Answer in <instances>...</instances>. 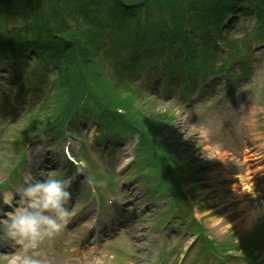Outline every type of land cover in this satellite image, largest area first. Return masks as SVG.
<instances>
[{
    "label": "rangeland",
    "instance_id": "rangeland-1",
    "mask_svg": "<svg viewBox=\"0 0 264 264\" xmlns=\"http://www.w3.org/2000/svg\"><path fill=\"white\" fill-rule=\"evenodd\" d=\"M222 2L223 0H152L148 20L155 17L160 19L154 22L160 23L156 31L164 32L171 25V18L177 22L187 8H198L202 3ZM37 7V4L27 2L20 17L28 14L29 10L34 12ZM143 16L146 18L144 14ZM9 29L12 34L19 36V25L7 27L5 31ZM230 32L233 37H228L227 42L232 38L236 41L230 45L227 43L217 53V57L203 55L198 58V63L203 65L204 70H210L209 77L197 82L186 99L180 98L179 87L163 91L158 89V94L146 91L145 94L143 87L135 83L133 78L117 74L116 79L110 74L101 73L97 63L85 60V57L88 59L92 56L88 49L86 54L71 60L65 66L66 71L61 70L62 74L58 77L51 97L40 91L24 92L30 98L27 103H22L21 97H5L9 92L7 86L12 87V95H17L22 88L38 84L37 77L44 73L36 69H30L21 78L20 86L16 82L12 85L6 83V92L0 90V193L19 187L29 176L45 179L65 172L66 175H71L75 185V198L66 204L70 215L63 230L43 240L36 247L25 249L11 241L0 240V245L7 253H2L0 248V264H15L16 257L21 255L39 258L44 264H75L73 255H78L79 252H75L73 237H84L88 228L94 224L97 204L101 205L99 198L105 200L106 205L108 201L112 202L117 207L114 211L124 219V226L130 222L131 225L127 229V239L112 244L105 253L84 249L83 257L87 258L85 264H93L95 261L98 264H175L172 259L185 256L183 252L189 253V247L195 238L193 229L185 223L189 217H183L180 221L179 217H175L172 231H163V225L158 221L162 219L167 224L168 215L159 217L163 203L154 199L156 183L153 185L152 176L155 173L150 172L153 168L151 159L148 158V162L145 160L144 142L148 137L167 144L162 148L165 157H170L175 152L183 156L185 163L193 168L191 176L196 180L189 183L188 188H194L192 195L197 200L190 203L191 215L201 220L200 230L207 235V240L218 243L225 241V248L234 247L232 250L238 251L235 247L243 243V239L250 240L254 236L253 240L258 242V250L254 252L247 249L245 252L243 246L239 252L252 257L257 264H264V224L260 225V220H256L248 231L231 226L236 217L231 213L242 215L246 209L241 214L238 212L239 200L227 192L228 186L221 175L219 180L211 178L212 172L220 169L219 158L225 153L226 162L222 168H228L232 172L233 169L241 171V162L235 165L232 163L234 158L227 156L233 154L239 159L242 150L250 148V126L255 122L262 125L261 119H264V45H261L264 43V23L252 16L240 17ZM222 56L226 57V63H222ZM219 70L224 76H217ZM233 74L240 75V79L230 86L225 78ZM3 76L5 75L2 74L1 77ZM0 82L6 80L1 79ZM2 88L4 89V85ZM1 100L9 103L2 106ZM118 107H124V114L120 110L122 115L116 113ZM79 111L91 120L86 123L82 121L84 119L78 120L75 127L78 135L72 137L68 133L77 121L66 122L68 118L71 122L79 117L75 116ZM95 118L102 119L104 123H114V126L115 122L122 124L127 132L125 142L113 150L110 156L100 155L101 151L93 149L99 130L92 121ZM44 128L48 133L40 132ZM57 130L61 137L55 135ZM137 136L138 141L135 139ZM109 140L112 137H108L107 141ZM149 150L151 154L155 153L152 146ZM66 152L77 161L79 177L76 173L66 172ZM212 163L215 165L212 166ZM210 166V171L206 172ZM84 175L85 181H81ZM91 178L102 181L98 189ZM214 181L213 185L223 188V193L227 194L225 196L228 198L223 203H215L211 199L216 198L213 195L217 193L210 189ZM92 184L96 191H100L98 198L92 191L88 193V186ZM107 186H113V194L108 192ZM195 186L198 188L195 189ZM200 186L205 187L201 189ZM207 192L204 199L206 202L203 203L201 198ZM247 201L250 207L256 203ZM247 201L244 200L243 203ZM228 208L232 209L230 215L220 220L223 216L221 211L226 215ZM129 211L137 214L135 219H126ZM101 215L98 214V222ZM93 227L98 225L94 224ZM228 240L237 242L230 243ZM197 247L183 258L182 264H205L211 255L223 261V255L213 245L206 247L198 244ZM237 263L244 264L241 259H237Z\"/></svg>",
    "mask_w": 264,
    "mask_h": 264
},
{
    "label": "trees",
    "instance_id": "trees-1",
    "mask_svg": "<svg viewBox=\"0 0 264 264\" xmlns=\"http://www.w3.org/2000/svg\"><path fill=\"white\" fill-rule=\"evenodd\" d=\"M27 2L37 4L38 7L34 12L29 10L28 14L20 17ZM151 2L152 0H0V66H12L17 72L23 71L29 62L42 66L57 65L59 68L63 62V68L58 69L64 70L71 60L86 54L88 49L92 56L88 59L85 57V60L94 61L95 64V60H98L101 65L99 69L103 70L102 63L108 59L104 52L109 49L106 48L107 43L114 45L115 51L118 50V45L121 52L134 57L132 61L140 51L134 45L149 34L155 36V44L165 43L170 36L172 40L175 38L181 44L182 54L186 50L185 44L198 43L195 39L201 35L197 36L192 32L180 37L176 33L168 36L156 33L160 23L154 22L160 19L155 17L148 20ZM203 4L198 8H187L177 22L171 18L173 31L176 32L187 24L204 27V45H211L218 41L220 31L226 24H232V19L237 14L243 16L255 13L256 18L264 23V0H223L220 4ZM13 25H19V36L12 34L10 29L5 31V28ZM153 56L150 52V57ZM61 74L60 71L59 76ZM119 110L124 114V107H118L117 111ZM156 136L159 137V134Z\"/></svg>",
    "mask_w": 264,
    "mask_h": 264
},
{
    "label": "clouds",
    "instance_id": "clouds-1",
    "mask_svg": "<svg viewBox=\"0 0 264 264\" xmlns=\"http://www.w3.org/2000/svg\"><path fill=\"white\" fill-rule=\"evenodd\" d=\"M135 139L138 141L139 137ZM71 184V177L59 174L45 179L29 176L19 187L0 193V240L27 249L59 234L70 215L66 204L71 197ZM15 264L44 262L21 255L16 257Z\"/></svg>",
    "mask_w": 264,
    "mask_h": 264
},
{
    "label": "bare ground",
    "instance_id": "bare-ground-1",
    "mask_svg": "<svg viewBox=\"0 0 264 264\" xmlns=\"http://www.w3.org/2000/svg\"><path fill=\"white\" fill-rule=\"evenodd\" d=\"M258 136V135H257ZM260 147H264V146H260ZM225 157L226 155L225 154H222L219 158V162L223 163L225 162ZM257 158L255 157V155H251L250 156V162L256 160ZM219 163V164H221ZM247 177V180L249 179V172H248V167L246 168V171L243 175V177L240 178V180H233V184L231 186V188L236 192L235 194V198L239 200V205H237V210L239 213H242L245 210V212L242 214V215H239L236 219L233 220V222L231 223V226H236L238 228H241V229H244V230H247L252 228L253 226V223L257 220L258 216L262 213V211H264V204H262L261 208H260V205L258 204H254V205H251V209L249 208L250 207V204L248 203H243V201L245 200L244 198L248 195L247 194V189L245 188H242V181H244ZM251 180V178H250ZM254 183L251 185L253 186ZM264 188V186H263ZM253 188L251 187V190ZM206 195V194H205ZM220 195H222L220 193ZM253 198H251L250 200H252ZM248 207V209H247ZM232 209H228L227 212L230 213ZM249 210V211H248ZM225 213L223 214V216L220 218V220L223 218H225ZM105 230V229H104Z\"/></svg>",
    "mask_w": 264,
    "mask_h": 264
}]
</instances>
